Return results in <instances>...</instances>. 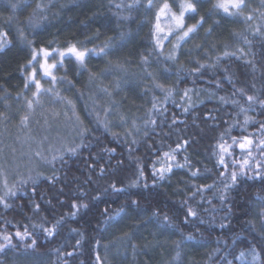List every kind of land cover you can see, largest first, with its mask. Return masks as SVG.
<instances>
[{
    "label": "trees",
    "instance_id": "trees-1",
    "mask_svg": "<svg viewBox=\"0 0 264 264\" xmlns=\"http://www.w3.org/2000/svg\"><path fill=\"white\" fill-rule=\"evenodd\" d=\"M165 2L179 13L181 0H0V152L28 151L14 178L0 166V264H264V180L249 178L264 155L233 143L264 139V2L245 20L204 0L179 42L156 28ZM70 44L96 53L31 82L33 50ZM45 120L48 139L28 141ZM244 159L255 172L233 184Z\"/></svg>",
    "mask_w": 264,
    "mask_h": 264
},
{
    "label": "snow or ice",
    "instance_id": "snow-or-ice-1",
    "mask_svg": "<svg viewBox=\"0 0 264 264\" xmlns=\"http://www.w3.org/2000/svg\"><path fill=\"white\" fill-rule=\"evenodd\" d=\"M138 2V0H137ZM204 2V0H181V3L179 4V14H177L176 12H173L170 5L165 2L162 7L159 8V12L157 15V21H159L160 16L165 15L166 13L169 14L172 18V20L175 23L176 29L178 30V34H177V39L178 41H184L186 38L190 37V34L195 33L200 27L201 25H203L205 23V18L204 16H200V12L198 9V6L202 5ZM208 2H211V0H208ZM262 2H264V0H262ZM153 4V0H148V5L151 7ZM247 0H215V3L212 5V8L214 10H219L222 11L223 13L227 14L228 16H239L244 18L245 20H251L253 17L251 15L245 16V10L247 8ZM13 10H15L16 5H13ZM37 8H40V5H37ZM186 14H190V18H195L196 16H199V22L196 24H192L190 26H185V22H184V18ZM210 18V17H209ZM31 20V17L29 18ZM218 23V22H217ZM156 28L157 30H160V25L157 22L156 24ZM257 31H259V29H257ZM208 32L211 33L212 32V28L208 29ZM171 34V33H169ZM0 36H6V33H0ZM7 41H0V52L4 51V47L6 45ZM175 47H179V43L175 45ZM41 52H43L44 57H45V63L40 64V67L44 70V74L47 76H52V80L54 81L56 79L55 76L52 75L50 69L55 68L56 64H48L47 63V57H49L51 55V52L45 50V49H40ZM57 52L58 56L61 58L60 63L61 65L63 64V58L65 57L66 54L74 56L76 58V60H78L81 64H83L86 56L88 55L89 52L92 53H96V49H79L77 47V45L75 44H70L66 50L61 51V50H54ZM100 52H104V49L101 48ZM225 55H228V53H225ZM36 56L37 53L35 50H33V55L31 58V61H29V63H32V61H36ZM32 75L33 78H35V68H33L32 71ZM35 84H36V88H37V93L36 95L39 94V90H40V82L39 80H35ZM27 87V85H25ZM47 91H52L51 89H47ZM185 95H187V92H185ZM223 99V98H221ZM247 99L249 101H254L256 99V97L254 96H248ZM71 103V102H69ZM260 103L262 105H264V101H260ZM32 104L31 102H29V107H31ZM27 119V117H25V120ZM245 123H247V120L245 121ZM262 128H264V125H262ZM86 131V129H85ZM233 143L237 144V146L241 149L242 152H245L247 157H252L253 156V151L255 149H259L260 150V154L264 155V139H260L258 141V143L254 144L253 139H250L249 137L245 136L240 138L239 140H237L236 138H233ZM219 147L221 148L222 151L227 152L228 148H226L223 144L219 145ZM69 151L74 152L75 149H70ZM37 155H39V153H37ZM166 156L168 155L167 153L165 154ZM174 158V157H173ZM219 163L224 164L225 160L224 157L221 156ZM177 167H183V165H177ZM255 167H264V165H260L259 162H257ZM255 167L251 166L249 159H244L243 164L241 166V169L239 172L237 171H232L230 173V179L233 182V184L238 180V177L240 176H245L247 175V172L245 171L246 169H249L253 172H255ZM159 171L161 172V174H163L164 172H170L171 171V167H162L159 169ZM142 175V173H141ZM193 175H196L195 172H193ZM163 178V176L161 177ZM251 179H255V178H260L262 180H264V172H256L255 176L249 177ZM134 184L137 183L136 181L133 182ZM113 188H115V185H112ZM231 187V185L226 184L225 188ZM116 191H122V189H116ZM222 199L224 198L223 195L221 197ZM3 201V198L0 197V202ZM133 203H136L135 201H133ZM82 207H87L86 204L81 205ZM5 207H9L8 204H5ZM37 207H39L37 205ZM73 207H77V205H73ZM189 212L191 215L195 216L196 213L194 211H192L191 209H189ZM74 215V213H73ZM155 215V214H154ZM165 220H167V217H165ZM49 235L53 234V229H45ZM28 235L27 232L25 233H20L17 232L16 236L19 237L21 240H24L25 237ZM3 239L7 242L6 244H0V252H3L5 250L6 247L10 246L12 244V238L10 236L5 235L3 237ZM32 244H35V241H32ZM179 255V254H177ZM241 255L243 256L244 253H241ZM255 259V256H254Z\"/></svg>",
    "mask_w": 264,
    "mask_h": 264
},
{
    "label": "rangeland",
    "instance_id": "rangeland-1",
    "mask_svg": "<svg viewBox=\"0 0 264 264\" xmlns=\"http://www.w3.org/2000/svg\"><path fill=\"white\" fill-rule=\"evenodd\" d=\"M160 19H161V21H160V31L161 32H163L165 34H169V33H174L176 31H178L176 29L174 21L172 20V18L169 14L166 13L165 15L160 16ZM177 42H179L178 39H177ZM49 52H51V51H49ZM67 55L68 54H66L65 56H67ZM60 60H61V58L58 56L57 52H51V55L49 57H47V63L48 64L55 63L56 67L58 66V64H60ZM42 63H45V57H44L43 52L40 51L39 54L36 56V61H34L32 64V71H33V68H35L36 74H37V71L41 72V74H42L41 78H52V76H47L44 74V70L40 67V64H42ZM56 67L50 69L53 76H54V70L56 69ZM30 80H31V82L34 81L32 74H31ZM42 89H43V87H42V84L40 82L39 93L42 91ZM42 123H44V126H42V129H43L45 134L41 137H33L30 135H25V137L27 138L28 141L32 140V139L36 140L38 138H42V140L48 139L46 125L48 123H51V122L45 120ZM57 123H61V122H57ZM24 140H25V138H24ZM27 140H25V141H27ZM4 154L5 153L0 152V166L3 165L2 174L4 172H6L8 174L7 178H9V177L14 178L16 176V174L20 173L23 166L27 162L26 159L28 160V151L22 150V152H21V151H15L14 150V151H11L9 153V155H8V153L6 155H4ZM26 168H24L23 170H25ZM0 172H1V169H0Z\"/></svg>",
    "mask_w": 264,
    "mask_h": 264
}]
</instances>
